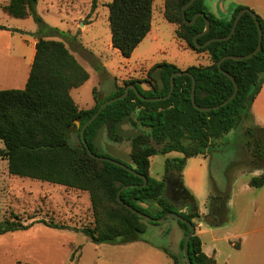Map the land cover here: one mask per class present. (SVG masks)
Returning <instances> with one entry per match:
<instances>
[{
	"label": "trees",
	"instance_id": "trees-1",
	"mask_svg": "<svg viewBox=\"0 0 264 264\" xmlns=\"http://www.w3.org/2000/svg\"><path fill=\"white\" fill-rule=\"evenodd\" d=\"M191 0H165V18L176 25V36L185 42L188 49L197 54H208L211 63L207 66H191L181 70L174 64L162 63L156 68L162 69L161 80L155 93L148 98H163L170 94L172 76L187 72L175 78V90L167 100L143 101L134 90L123 100L108 105L87 127L84 140L94 155L102 156L96 148L95 139L99 130L107 127V137L118 138L116 125L127 116L135 115V122L152 129L137 139H131L133 166L145 180L117 166L109 160H100L92 156L85 147L82 138L83 127L95 116L101 106L114 98L125 94V87L119 88L114 95L99 101L89 110L80 109L71 92L90 80L89 72L80 64L70 48L54 37H64V32L45 23L37 12L39 0H10L3 10L16 19L32 17L39 27L36 55L30 71L26 88L23 90L0 91V159L8 162L9 172L13 176L30 178L44 183L64 186L88 192L96 216L94 228H83L84 234L95 245L131 244L141 241V235L148 230V223L161 227L166 223L148 221L126 208L130 205L139 212L160 219L168 213H174L198 226L197 220L205 222L211 228H222L230 222L231 185L228 172L226 183L219 186L212 179L213 192L208 199V214L201 216L198 208L194 210L188 203H197L196 198L184 187L182 173L187 160L198 155H206L215 145H227V151L236 144V136L231 144L226 136L238 130L242 123L252 122V105L259 95L264 78V21L253 10L238 6L229 19L217 17L206 5L208 0H196L186 12L191 22L200 16L194 25L184 21L183 8ZM112 45L120 54L130 59L134 51L147 38L153 28L154 0H113L108 5ZM245 13L238 23L234 35L229 40L212 42L205 48H198L195 37L204 32L206 19L210 21L209 33L199 37L200 45L212 39L228 37L234 27L237 16ZM256 15L263 30V42L258 54L248 60L227 59L219 68V62L228 56H247L255 52L259 45V31L253 17ZM1 30H11L0 26ZM46 32L47 35H42ZM233 76L239 92L234 100L219 110L202 112L195 108L192 101L193 77L196 80V104L201 108H214L222 105L234 94L235 85L224 73ZM128 84H135L131 81ZM140 92L142 90L138 88ZM80 122V126L77 125ZM246 141L242 144L248 153L244 164L248 173L261 171L259 176H251L250 186H264V127L248 125L245 128ZM193 140L194 149L185 146ZM239 149L241 151V148ZM172 151L182 157L168 158L165 162L167 176L158 180L151 175V157L167 155ZM109 158V157H108ZM236 163V162H234ZM230 169V168H229ZM229 171V170H228ZM174 173L182 185V204L179 208L168 196L167 178ZM217 180V179H216ZM121 202L118 201L119 192ZM146 205V206H144ZM187 209L184 211V209ZM177 222L184 232L180 242V256L172 255L168 249H161L169 255L175 264L181 263L184 245L190 227ZM36 223L56 230H67V226L50 222H32L24 224L19 218L0 222V236L27 231ZM166 234L170 230L166 229ZM192 264H217L202 249V240L197 235L192 238L189 247ZM185 264H187L185 262Z\"/></svg>",
	"mask_w": 264,
	"mask_h": 264
},
{
	"label": "rangeland",
	"instance_id": "rangeland-1",
	"mask_svg": "<svg viewBox=\"0 0 264 264\" xmlns=\"http://www.w3.org/2000/svg\"><path fill=\"white\" fill-rule=\"evenodd\" d=\"M9 2L0 0V26L22 32L0 29V91L26 88L31 70L29 53L39 32L32 17L22 20L6 14L3 7ZM112 2L39 0L37 5V12L45 23L64 32V37L58 35L54 39L65 42L90 74L85 85L72 91L81 109L93 108L95 96L104 101L131 81L144 82V88L149 91L151 86L146 82L154 86L159 64H174L186 70L211 63L208 54H197L177 38L178 27L169 23L164 15L165 0H154L151 33L130 59L124 58L112 45L108 7ZM248 125L253 123H242L238 128L241 146L236 144L224 151L227 145L217 144L207 154L213 176L221 183H226L227 172L230 184L240 173L248 172L244 166L248 153L242 145ZM2 148L4 144L0 141ZM175 156L182 157L175 153L154 156L152 175L165 179V162ZM15 217L24 224L45 221L68 229L56 230L36 223L30 230L0 236V264H175L161 249H168L174 256L181 255L184 232L174 216L161 227L148 223V230L139 242L95 245L79 231L96 225L88 192L13 176L8 162L0 159V222ZM166 229L170 234L165 233Z\"/></svg>",
	"mask_w": 264,
	"mask_h": 264
},
{
	"label": "crops",
	"instance_id": "crops-1",
	"mask_svg": "<svg viewBox=\"0 0 264 264\" xmlns=\"http://www.w3.org/2000/svg\"><path fill=\"white\" fill-rule=\"evenodd\" d=\"M206 5L219 18H230L236 7L243 6L253 10L264 21V0H208ZM37 42L38 40L34 41L29 53L30 68L35 59ZM177 67L182 70L181 67ZM252 114L254 116L252 123L264 127V83L253 102ZM237 135L238 130L232 132L227 140L232 144ZM209 159L206 155L191 157L187 160L182 173V183L196 198L201 216L208 214L207 203L213 192L212 179L219 186L224 184L214 178ZM261 174V171L242 172L233 180L228 225L211 228L202 220L196 221L198 224L196 233L202 240L203 252L214 258L217 264H264V186L261 188L250 186L251 176ZM155 178L162 180L161 177ZM186 210L185 208L184 211Z\"/></svg>",
	"mask_w": 264,
	"mask_h": 264
},
{
	"label": "water",
	"instance_id": "water-1",
	"mask_svg": "<svg viewBox=\"0 0 264 264\" xmlns=\"http://www.w3.org/2000/svg\"><path fill=\"white\" fill-rule=\"evenodd\" d=\"M196 0H191L184 8H183V16H184V21L185 23L188 25V26H191V25H194L197 21V19L200 17V16H204L203 14H198L197 16H195V18L193 19V21H189L186 16H185V12L186 10L192 6L194 3H195ZM249 10H244L242 11L236 18L235 20V23H234V27L232 29V32L231 34L226 37V38H223V39H212L210 41H208L206 44L204 45H200L198 43V39L199 37L201 36H204L206 35L207 33H209L210 31V27H211V24H210V21L208 19H206V28L204 30V32L200 33L199 35H197L195 37V44L197 45L198 48H205L207 47L208 45H210L212 42H215V41H223V40H229L235 33L236 29H237V26H238V23L239 21L241 20L242 16L245 14V13H248ZM253 17L256 21V24H257V28H258V31H259V45L257 47V49L255 50V52H253L252 54L250 55H247V56H228L224 59H222L220 62H219V68H221L222 66V63L227 60V59H233L235 61H244V60H248V59H251L252 57H254L256 54H258L261 50V47H262V42H263V30H262V27H261V24L260 22L257 20V17L255 14H253ZM226 19H229V18H226ZM229 79H231L235 85V91H234V94L231 96V98L229 100H227L226 102H224L222 105L220 106H217V107H214V108H201L199 107L197 104H196V80L195 78L193 77V89H192V101H193V104L195 106L196 109L202 111V112H210V111H213V110H219L220 108L222 107H225L226 105H228L232 100H234L239 92V87L235 81V79L233 78L232 75H230L229 73L225 72L224 73ZM182 75H190L189 73L187 72H181V73H175L173 74L171 80H172V88H171V92L168 96L164 97V98H161V99H149L148 101H157V100H167L169 99L172 94L174 93V90H175V78L178 77V76H182ZM158 82L160 83L161 85V88H163V83H162V80H161V75L160 74H157L156 76ZM261 83L263 84L264 83V78L261 80ZM134 90L136 92V94L139 96V98L144 99V97H142V95L140 94L139 90L137 89V87L135 85H131L129 87L126 88V91H125V94L118 97V98H114L112 100H109L107 102H105L101 108L99 109V111L95 114V116L83 127L82 129V138L84 140L85 138V132H86V129L87 127L99 116V114L110 104H112L113 102L117 101V100H123L125 99L129 93H130V90ZM134 118H135V115H133ZM130 120H131V116H127L126 118H124L122 121L118 122L117 125H116V131H117V135L124 138V139H135V138H138L142 133H143V129H131L130 128ZM77 125L80 126V122H77ZM146 131H149L151 128L149 127H145L144 128ZM106 137H107V127L106 126H103L99 132L97 133V136H96V139H95V143H96V148L98 149L99 153L100 154H108L110 155L111 157L115 158V159H118L121 162H118V161H115V160H109L110 162H112L113 164L117 165V166H120L126 170H128L129 172L135 174L136 176H140L142 177L144 180H145V186L147 184V178L139 173H137L134 169L130 168L128 165H133L134 164V160H133V157H132V146L131 144L129 143H126L124 144L123 146L121 147H118V146H115L111 143H108L106 141ZM84 144H85V147L87 148L88 152L94 156L95 158H98L100 160H108L106 158H103V157H98L96 155L93 154V152L91 151V149L89 148L88 144L86 143V141L84 140ZM188 144L185 142V146H187ZM131 188V186H127L125 188H123L119 194H118V201L121 202V193L125 190V189H129ZM166 190L167 192L169 193L171 191V187L167 181V187H166ZM170 199V197H169ZM174 204H176V206H178L179 208H183L184 205H181V204H178L177 202H175L174 200L170 199ZM189 206L193 207L194 210L197 209V203H188ZM126 208H128L129 210H131L133 213L141 216L142 218L148 220V221H152V222H156V223H163L165 222L168 218L172 217L174 215V213H168L166 214L164 217L160 218V219H153L141 212H139L138 210L134 209L133 207H131L130 205H125ZM146 206V205H144ZM176 218H178L180 221L186 223L189 227H190V233L188 234L187 236V239H186V242H185V245H184V254H183V257L181 258V263L180 264H185V262L187 264H192L191 262V259H190V253H189V247H190V242L192 240V238L195 236L196 234V227L191 223L189 222L188 220H186L185 218L181 217L180 215L176 214L175 215Z\"/></svg>",
	"mask_w": 264,
	"mask_h": 264
},
{
	"label": "flooded vegetation",
	"instance_id": "flooded-vegetation-1",
	"mask_svg": "<svg viewBox=\"0 0 264 264\" xmlns=\"http://www.w3.org/2000/svg\"><path fill=\"white\" fill-rule=\"evenodd\" d=\"M156 69H158V74H160L162 76V69L161 68H156ZM143 83L144 82H141V81H135V84H128L127 87H129L131 85H135L137 87V89L140 88L142 90V92H140V90H139V92L142 95V97H144L145 100H143L141 98L140 99L143 100V101H148L149 99H161V98H148V96H147L149 93H155V86L158 83V80L157 79H155L154 86H153V84H150L149 82H146V83L149 84V86H151V89L149 91H147L144 88ZM130 128L131 129H143V133L140 136H142L144 133H150V132H152V129H150L149 131H146L144 129L145 127L142 126V124L140 122H137V121L135 122V118H134L133 115L131 116V120H130ZM116 133H117V131H116ZM135 139H137V138H135ZM106 141L108 143H111V144H113L115 146H118V147H121V146H123L126 143L131 144V142H132L131 139H124V138H122L120 136H118V138H115V137H112V138L106 137ZM189 141H190V143L186 147L192 150V149H194L196 147V143L193 140H189ZM172 153H175L177 155L183 156L181 153H179L177 151H172L169 154H172ZM101 155L102 156H108L109 158L108 157H103V158H106L108 160H115V161H118V162H121L122 163V161H120L118 159H115V158L111 157L108 154H101ZM177 157H179V156H175V158H177ZM128 166L130 167L131 165H128ZM167 181H168V183H169V185L171 187V191L168 193V196L170 197V199L174 200L178 204H182V197H183L182 185L179 182V180H177V178L175 177V174L173 172L169 174V176L167 178Z\"/></svg>",
	"mask_w": 264,
	"mask_h": 264
}]
</instances>
